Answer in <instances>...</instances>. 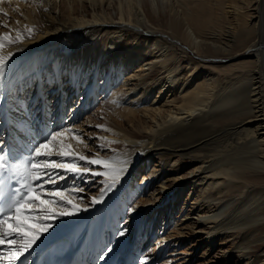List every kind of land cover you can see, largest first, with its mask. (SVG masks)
Segmentation results:
<instances>
[{
  "label": "bare ground",
  "instance_id": "bare-ground-1",
  "mask_svg": "<svg viewBox=\"0 0 264 264\" xmlns=\"http://www.w3.org/2000/svg\"><path fill=\"white\" fill-rule=\"evenodd\" d=\"M55 2L34 0L26 10L18 2L12 3L13 10L4 9L0 3L6 13L14 14L13 19H3L0 34L10 32V38H15V30L19 28L26 37L21 44H5L4 48V52L12 51L15 56L9 72L0 77V93L7 94L13 102L6 107H15L18 102L21 110L18 115L1 119L8 130L4 135L6 144L0 145V149L5 148L3 153L13 147L16 150L13 154L22 162L24 154L20 150L28 139L25 135L31 142L39 140L28 115L29 107L26 105V111L22 108L26 100L18 97L28 92L34 83L32 80L38 83L34 98L37 94L43 98L37 102L39 110L47 111L49 116L56 111L57 118L65 115L68 99L60 98L54 107L47 102L43 87L51 84L49 94L55 96L61 90L63 94L68 85L69 90H75V96L85 78L86 67L93 60L96 72L106 64L116 66L117 81L124 66L146 59L147 53L153 54L143 64L148 66L147 74L136 73L134 78L129 77L122 83L129 103L120 114L128 119L138 114L149 116L155 124L129 128L126 123H117L107 111V122L100 124L107 132L101 135L105 139L99 143L110 150L100 151L99 157L118 156L132 161L130 171L102 206L82 212L78 217L57 221L51 233L31 251L25 264H34L40 252L61 237L74 241L75 253L70 264L86 258L92 264L102 253L106 230L114 229L109 222L121 223L113 214L114 207L120 204L134 207L133 202L128 203L134 193L125 188L131 174L144 160L150 162L154 154L162 162L163 174L168 170L178 172L187 159L189 164L196 160L202 164L196 179L193 164L188 173L179 177L193 174L185 185L191 183L188 193L195 194L196 198L189 212L177 214L183 220L196 216L183 224L192 229V234H196L195 226L201 222L211 225L206 232L208 239L200 235L196 245L202 239L209 246L217 244V238L224 234L225 240L235 242L238 253L237 260H233L230 251L209 258L207 263L240 264L239 259L244 258L242 264H264V0H61L65 17L57 16ZM233 7L232 14L237 13L234 17L239 25L237 32L231 30L229 23L231 14L227 8ZM27 28L33 29L30 38ZM124 43L127 50L123 48ZM18 48L23 51H17ZM112 57L117 60L113 61ZM184 71L190 72V76L186 77ZM92 86L88 92L96 98ZM169 87L180 94L176 98V110L171 109L162 116L156 112L161 109L155 108L156 101L154 105H145L144 97L156 100L154 91L161 93ZM43 131L47 132V124L41 134ZM71 136L67 133L65 139L75 150L90 156L97 154L89 146L93 141L88 140L85 148ZM201 184L204 187L196 190ZM173 186L162 184L164 191ZM95 196L99 198L98 194ZM169 197L166 199H171V204L173 198ZM90 200L85 196L75 202L83 206ZM203 205H207V211L202 210ZM127 220L135 225L141 219L136 215ZM201 231H207L206 226ZM117 251L118 247L105 264H136L134 259H129L130 253L125 259L127 252L116 263L113 257Z\"/></svg>",
  "mask_w": 264,
  "mask_h": 264
},
{
  "label": "rangeland",
  "instance_id": "rangeland-1",
  "mask_svg": "<svg viewBox=\"0 0 264 264\" xmlns=\"http://www.w3.org/2000/svg\"><path fill=\"white\" fill-rule=\"evenodd\" d=\"M15 2H18L19 4L21 3L22 9L26 10L27 8L30 7V4L34 2V0H21V1L3 0L2 4L4 6V9L10 8L13 10L15 7L13 6L12 3ZM60 4H61V0H56L54 4L56 6L54 11L57 14V16L65 17V13H62V9L64 5H62L63 4L62 3L60 6ZM227 10L231 14L229 16V23L231 24L230 28L234 32H237L239 28V25L236 22L237 18L235 19L237 13H234V15L232 14L234 7L227 8ZM108 11L112 12V10L110 9H108ZM6 17L13 19L14 18L13 12L12 15L8 13L7 15H5L4 13H0V25H2V21L3 19H6ZM99 38L100 37L98 36V39ZM107 41L109 40L107 39ZM126 47L127 44L124 43L123 48L125 50H127ZM149 55L150 53H147L146 59H140V62L134 61L131 65L124 66L123 67L124 70L121 71L120 78L117 81L116 78L118 72L116 70L117 69L116 66L111 67L108 64H106L102 67L100 72L99 69L96 72L93 66L94 60L92 62H89L88 67H86V74L81 84V88L77 90L75 96H74L75 90L73 91L69 90L67 84H66L67 85L66 91H63L62 94V90H61L59 95L56 94L55 96H53L54 93L49 94V91L51 90L49 89V87L51 86V84L45 85L43 87V90H45V97L47 98V102L52 106L54 107L58 106L57 102L62 97L68 99V106L65 115L62 114L57 118L54 116L56 111H53L52 115L49 116L47 111L43 113L41 110H39L37 102L42 101L43 98L39 94L36 95V93H35L36 98H34L33 93L35 92L36 89H38L37 87L38 83L35 81V79L32 80V82L34 83L30 84L28 92H22L18 97L21 101L26 100V104L22 108L23 111H26L27 110L26 105L29 107L28 115H30L31 121L33 120V128L35 129L34 132L35 133L37 132L36 136L40 138L41 135L46 134L48 131L58 130L59 127L64 125L67 127L82 129L86 134L85 137L86 139L87 136L102 137L101 135L107 132L104 128L102 129H97L95 127L90 128L87 127V125L94 126V125H100L104 121L107 122L106 119L107 111L111 114V118L114 119L117 123L120 124L126 123L127 127L129 128L132 127L141 128L147 126L152 127L155 124V121H152V119L149 116L138 114L136 115L135 118L128 119L127 117H124L122 114H120L121 110L123 111L124 108H127V104L129 103L127 101L128 100L127 93L124 94L123 93L124 91L121 88L122 83H124L127 78L134 76L136 73L137 74L148 73L147 70L148 66H144L145 65L144 62L146 63L147 58L153 56V54H151L152 56ZM112 59L113 61L117 60L116 57H112ZM8 70L6 73L9 72ZM93 70H95L94 71L95 74H93ZM184 74L186 77H188L190 76L191 73L190 72L186 73L184 71ZM135 79H138V77H136ZM92 83L94 86H92ZM89 86H92V89L95 91L96 98L92 92H88ZM70 91L71 94H68L70 93ZM154 93L155 94H153L154 95L153 97L156 98V100H152V99L149 100L148 97L146 98L144 97L142 100L145 101V105H150V104L154 105V101H156V105H154L155 108L158 107L161 108L160 110L156 111L157 114L165 116V114L169 110L177 109L178 105L176 103L177 101L176 98H179L180 94L179 92L176 91V89L169 87L167 89L162 90L161 93L160 90H156L154 91ZM9 115L11 118V114ZM157 120H161L160 117H158ZM70 121L74 123H70ZM143 122L145 123L144 125ZM1 123L2 121L0 119V141H3V143H0V145H5L7 139H5L4 141V137H6L4 135L8 134V130L6 131L5 129L6 126H3ZM44 124H47V132L44 133L45 131H43V134H41L42 127L44 126ZM19 134H21V132H19L16 135L18 136ZM68 134L70 135L71 133ZM25 136L28 137V139L26 138L25 145L22 146L20 150V152L24 154V158L29 155V151H27L28 148L30 149L32 147V144L36 143V140L31 142L30 141L31 139L27 134ZM34 137L35 134H32V138ZM138 137L142 138L143 135H138ZM90 142H92V144L89 146H92L94 153H100V151L103 153H107V151L110 150V147L108 146L104 148L98 147V145H100L99 140H90ZM106 142H108V140H105V143ZM8 148L11 149L12 152L13 151L16 152L15 149L13 150V147H8ZM3 150L5 151V148ZM4 151H0V155H3ZM194 154L195 153H191L190 155H194ZM16 158L17 161H19V158L17 156ZM189 161H190L189 159L185 160L182 169H180L178 172L176 170H168L166 174L161 173L163 165L161 160L156 156V154L152 155L150 162L149 159H146L138 166V168L131 174L130 181L128 182L129 184L127 183L125 187L126 189H130V191L134 193L132 200L128 202L129 204L133 202L134 207H129L128 205L122 206V204H120V206L114 207L113 214L115 218H117L118 222L121 223L119 225H116L113 221L109 222L110 227H113L114 229L110 230L109 228L108 230H106V233L103 235L104 251L99 255H97L96 258H94V260L92 261L94 264H102V263L105 264L110 254H112V252L117 247H118V251L113 257V260H115L116 263H119V261L122 259V255L125 252H127L125 259H127V255L128 253H130L129 259L130 260L134 259L136 264H141V261L145 255H148L150 257L149 264H169V261H171V264H222L224 261H220V262L213 261L212 263L210 262L207 263V262L211 257L225 255L227 253L229 254L230 251L231 253H233V260L235 259L237 260L238 253L235 250V242L225 240L224 238L225 235L223 234L222 236H219L217 238L218 241L217 244L209 246V242L205 241V239H208L209 235L206 234V232H208V230L211 229L210 228L211 225H205V224L203 225L202 224L203 222H201V224L197 225L198 227L195 226V228H197L196 234H192L193 232L192 229L185 228L184 227L185 225L183 224L184 223L186 224L187 221L192 220L191 217L194 218L196 216L191 215L188 218V220H183L184 218L181 217V214L180 215L177 214L180 212H186V213L189 212L195 204L194 201L196 195L195 194L191 195L190 193H188L190 191L189 188L191 187V183L190 185L189 184L185 185L188 182L187 180L193 177V174H190L188 177H184V178H179V177H181L185 173H188V171L192 169L191 164H193L196 167L198 166L197 168L193 167L196 173L195 174V179H196L197 174L199 173V171H201L200 165L202 164L199 163L197 160L189 164L188 163ZM163 183L166 185L174 184V186L173 188L170 187L169 189L164 191L162 187ZM61 184L62 186L67 185L69 188H71L73 187V179L69 178L66 181H62ZM201 185L202 186H199L200 188L198 187L196 190H200L202 187H204V184ZM79 186L87 187V185L83 182H80ZM100 187H102V185H100L99 182H97L95 185H93L90 188V190L86 194H84V197L86 196V198L87 197L91 198V196H95L97 194L99 195ZM168 195L173 198V203L171 204L169 203L171 199H166V196ZM148 200H150L151 203ZM135 203L137 204L135 205ZM155 204L156 206H154ZM203 206L204 207H202V210L207 211L208 210L207 205L206 206L203 205ZM128 208H135L137 210L134 213H128L126 212V209ZM135 214L137 216H140L141 220L138 224L132 225L133 224L132 220L128 222L127 219L129 218L130 220V218L136 216ZM125 225L128 231L126 236L123 237L122 239L119 238L116 235V233L118 232V230L122 229ZM131 225H132V230L130 232ZM204 226H206L207 231L202 232L201 228H204ZM200 235L202 236L205 235L206 237L196 245V241H198ZM106 245L107 248H105ZM109 246L112 247L110 248L111 251L108 253ZM77 253L78 250H76V254ZM105 254H106V261L101 262L98 259V256ZM243 261L244 258L239 259L240 264L244 263ZM84 262L90 264V258L83 259L82 261L78 262V264H84ZM123 264H127V263H123Z\"/></svg>",
  "mask_w": 264,
  "mask_h": 264
},
{
  "label": "snow or ice",
  "instance_id": "snow-or-ice-1",
  "mask_svg": "<svg viewBox=\"0 0 264 264\" xmlns=\"http://www.w3.org/2000/svg\"><path fill=\"white\" fill-rule=\"evenodd\" d=\"M0 13L7 15L3 8H0ZM4 27L8 25L4 24ZM15 31V38H10V32L0 34V77L5 76L15 56L12 51L4 52L5 44L18 45L26 38L19 28ZM26 31L30 38L33 29L27 28ZM17 51L23 49L18 48ZM10 103L13 102L7 94L0 93V119H6L9 114H19L21 106L18 102L15 107H6ZM87 127L103 128L102 125ZM67 133H71V139L85 148L88 140L105 139L96 136H87L86 139L82 129L62 125L58 130L41 135L22 162L17 161L11 149L0 155V264H20L21 260L25 264L31 251L45 235L51 233L57 221L78 217L82 212L102 206L107 202L108 194L117 190L130 171L132 161L127 159L118 156L103 159L98 153L90 156L75 150L73 144L65 139ZM98 147L104 148L105 145ZM69 178L73 179V187L62 186L61 182ZM80 182L87 187L79 186ZM97 182L102 185L99 198L92 196L90 203L83 206L75 202L83 199ZM136 210L128 208L126 212L134 213ZM127 231L125 225L116 235L123 238ZM98 259L105 262L106 254L98 256ZM149 259L145 255L141 264H149Z\"/></svg>",
  "mask_w": 264,
  "mask_h": 264
}]
</instances>
